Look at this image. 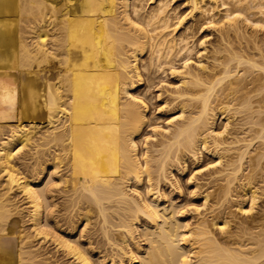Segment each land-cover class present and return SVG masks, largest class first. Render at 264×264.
<instances>
[{
    "label": "bare ground",
    "instance_id": "obj_1",
    "mask_svg": "<svg viewBox=\"0 0 264 264\" xmlns=\"http://www.w3.org/2000/svg\"><path fill=\"white\" fill-rule=\"evenodd\" d=\"M189 1L192 2L190 7L195 8L192 11L210 14V20H207L210 26L212 22L228 25L226 33L221 31L222 40L230 35V31L241 32V24H246L245 22L254 29L264 27V0H221L224 13L222 12L218 22L214 20L217 19L214 16L218 5L212 6L209 1V8L206 2L203 3L204 0ZM148 3L154 4L147 7ZM169 3L167 0H0V174L3 175V189H0V264H52L56 260L51 261L52 263L47 261L50 258L48 255L47 258L36 259L39 254H35L37 249H34L38 246H33L34 249L30 247L31 244L25 246L28 237L22 234L25 230L21 227L23 225L20 226L23 231L18 227L21 223L18 220L19 213L16 212L18 206L15 203L17 207L13 208L15 204L11 203L14 198H9L14 188L21 193L24 201L27 200L26 214L28 213L29 226H32L34 232L32 235L43 241L49 240V243L56 245L58 251L60 249L73 258L76 264H105L106 258L111 264H264V210L261 213L254 212L257 215H250L249 212L243 222L237 221L241 218L236 220L237 213L234 214L236 218H232V214L227 211L229 218L223 208L218 211L222 205L226 207L231 201L234 202L231 195V201L226 199L228 204L224 198L232 190L230 188L233 185L230 184L234 181H240L244 195L250 200L249 211L253 210V205L258 200L254 187H259L260 184L254 185L252 175L254 171H257L255 174L264 172L263 52L256 51L260 54H257L260 58L257 56L259 59L256 60L247 57L250 55L238 54L239 52L234 54L228 50L230 55H219L220 52L213 47V52L217 51L218 55L211 57L218 63H205L201 60L202 54L198 52L194 64L192 53L197 46L194 47L195 41L194 44L191 43L192 37L187 31H191L193 26L189 23L191 27L187 24L183 29L176 30L181 19L178 20L180 16L172 15L173 10L168 9ZM230 3L233 8H237L233 9ZM245 11L253 12L257 18H250L244 14ZM175 18L177 22H174ZM27 31L32 34V42L27 41L28 36L26 38L24 35ZM204 42L205 40L202 43ZM148 52V60L144 62L143 55ZM205 53L203 54L207 56V52ZM178 57L181 65L176 68L174 61ZM231 62L234 65L246 63V69L242 71L246 74L255 72V67H260L261 72L256 70L258 75L252 74V81H249L250 75H239V66L235 67ZM165 65L171 66L168 67L171 74L176 70L178 72L175 71V74L180 76L179 86L171 88L170 96L164 100L165 104L173 105V110L178 109L180 120H176L174 128L168 126L165 129L168 134L163 133L165 135L160 138L163 140L156 137L159 142L157 140L155 145L160 149L161 145L163 147L161 153L142 158L144 156H141L138 144L144 128L149 125L150 116L148 118L149 112L145 109L146 99L142 100L133 91L145 81L149 89L154 87L156 75L153 74L160 71L165 73ZM234 67L238 72L233 70ZM161 78L159 83L164 81ZM245 78L252 86H249L251 89L248 87L247 92L244 91L247 88L245 84L249 83ZM220 84L222 86L217 88ZM160 89L159 87L158 90ZM218 91L221 95L217 94ZM254 91H259L258 96L262 93L261 96L253 95ZM215 94L220 96L215 97ZM156 98H160V92ZM220 100L227 101V105ZM233 101L234 106L237 105L233 106L235 114H244V117H240L244 121L230 120L229 117L234 118L235 115L231 108L232 112L229 114L232 115L228 114L227 122L222 126H215L218 114L225 117L226 111H230L229 107H232L229 104ZM221 103L223 105L219 107ZM187 107L190 109L185 114ZM9 120H12V125L7 126L5 123ZM227 132L233 133L232 136L221 137L223 141L218 142V137ZM247 133V138L241 136ZM4 135L6 136L3 137ZM209 137L215 143L211 144L216 145L213 149H209L211 147L207 145ZM241 141L246 142L239 144ZM253 141L259 142V146H254L255 153L253 150L254 154L250 153V157L248 156L249 167L253 172L246 174L243 172L245 167L242 162L246 159L245 154L251 152L252 149L248 148L252 147L250 145ZM226 142L232 146L237 144L234 147L240 145L239 149L244 148L236 156L229 157L232 161L226 158L229 160L227 163L230 162L227 165L230 168L224 164L227 168L216 172L220 175L216 174L218 176L215 180L224 181H220L221 184L215 181L217 186L213 188L216 189L213 192H219L217 188L223 189H220L221 199L224 198L226 203L217 202L220 207L216 206L218 210L213 211L215 215L212 214L211 219L206 215L203 218L201 216L192 226L183 218L181 205L176 204L174 198H169L172 193L162 192L164 188H160L161 184L159 186L162 178L167 177L166 165L168 163L169 167L173 158H180L181 155L175 153L178 150L187 149L197 154L206 148L205 150H212V154H216L213 151L218 150L217 146ZM173 149L175 154L172 156ZM28 150L36 151V157L35 154L32 155L34 162L32 170L30 169L33 174L28 170L31 176H26L16 166V159H25ZM226 150L228 152L229 149ZM27 163L30 165L31 162ZM225 169L227 172H224ZM239 171L245 174L239 175ZM132 185L136 195H133L134 190L131 189L132 193H129L131 190L128 191L131 188L128 186ZM56 191L65 193V199L60 197L65 201L62 202L65 210L73 216L70 215L71 218L76 217L78 222L83 220L85 226L93 225L92 228L101 238L96 244L98 247H93L90 242L85 246L78 240L81 238H75L79 237L78 234L75 237L72 235L76 222H71L73 219L69 221L70 217V227L61 229L59 220L54 215L58 207L54 199ZM211 191L212 189L209 192ZM234 191L235 189L232 192ZM239 191L242 192V189L238 193ZM215 193H205L203 196L207 200L209 196H215ZM239 195L236 200L242 198ZM238 205V210L246 215L248 210ZM209 206L212 207L210 203ZM203 210L208 212V208ZM12 211L18 213V219L12 215ZM258 221L262 222L261 227L259 223L256 224ZM256 228L262 232L258 230L257 233L254 231ZM214 229L219 230L218 236ZM30 239L27 240L30 242ZM101 247H105V254L102 253L104 255L101 254L98 261L94 260L93 251ZM53 251L49 252L54 253ZM56 261L58 262V258Z\"/></svg>",
    "mask_w": 264,
    "mask_h": 264
},
{
    "label": "rangeland",
    "instance_id": "obj_2",
    "mask_svg": "<svg viewBox=\"0 0 264 264\" xmlns=\"http://www.w3.org/2000/svg\"><path fill=\"white\" fill-rule=\"evenodd\" d=\"M149 2H150V0H148ZM168 2H170L169 3V6H168V9H170V10H173V11H171V13H172V15L173 16H180L179 18H178V20L179 19H181V21H179V23L180 24H178L177 26H178V29L176 28V30H180V29H183L184 27H186L187 26V24H188V26L191 24V26H193V27H191V26H189V27H191V31L190 30H187V31H189V35H190V37H192V38H190V40H192L191 41V43H193V41H195V44H194V47H196V49L194 48V53H192V57L194 58V59H192V57H191V59H192V62L194 63L195 62V60L197 59L196 58V55L198 56V52L200 53V55H201V60L202 61H204L205 63L207 62V63H212L213 61H216V62H213V63H218L217 62V60L216 59H212L214 56L213 55H218V54H216L217 53V51H216V53L215 52H213V51H215V50H218V53H219V55L221 54V55H230V53H228L227 52V50L230 52V51H233L234 52V54H237L238 52V54H242L243 53V55H250V56H247V57H251V58H255L256 60L257 59H259L260 57L258 56V55H260L259 53H260V51L261 52H263V55H264V27H263V29L262 28H260L259 27V29H258V27L257 28H255L254 29V27L252 28V25H250L249 23H247V22H245L246 24H244V23H242L241 24V26H242V28L240 27V30H241V32H232V31H230V35L228 34V37L226 36V38L225 39H223L222 40V32L224 33H226V31L228 30V25L226 26H224V24H220V23H216V24H213V23H215V22H212L211 24V26L209 25V23L207 22V20L209 21L210 19V14L209 13H207L206 14V12H205V14H204V12L202 13L201 11H199V10H196V11H192V9H194L195 10V8H191L190 6H192V2L191 1H189V0H167ZM211 3H210V2ZM214 1V2H213ZM154 2H155V0H154ZM207 3V7H209V3L212 5V6H216V5H218L217 7H215V10H216V15L214 16V18H217V19H214L216 22H218V20H221V16L223 15V13H224V10H223V8H222V6L220 5L221 4V0H204L203 1V3ZM213 2V3H212ZM151 4V5H150ZM154 3H148V5H147V7L148 6H152ZM213 4H215V5H213ZM231 4V3H230ZM221 6V7H220ZM231 7H232V4L230 5ZM210 8V7H209ZM220 8V9H219ZM222 8V9H221ZM233 8V7H232ZM234 8L236 9L237 7L236 6H234ZM233 8V9H234ZM176 9V10H175ZM252 11H254V9L252 10ZM251 11V12H252ZM218 12V13H217ZM223 12V13H222ZM250 12L248 11V12H244V14H246V15H248L249 17L251 16H254L252 13H250ZM203 16H202V15ZM252 14V15H251ZM219 16V17H218ZM256 16H259V14L257 15L256 14ZM264 16V15H263ZM182 17H183V19H182ZM203 17V18H202ZM208 17V18H207ZM250 17V18H251ZM255 17V16H254ZM254 17H252V18H254ZM255 18H257V17H255ZM176 18L174 19V22H177L178 21ZM206 20V21H205ZM202 21H204V22H202ZM182 22V23H181ZM190 23V24H189ZM200 23V24H199ZM205 23V24H204ZM199 24V25H198ZM205 25V27H203L204 25ZM209 26H208V25ZM182 25V26H181ZM186 25V26H185ZM207 25V26H206ZM201 26L203 27V28H201ZM246 26V27H245ZM249 26V27H248ZM188 27V28H189ZM226 28H227V30H226ZM246 28V29H245ZM193 29V30H192ZM200 29V30H199ZM223 29V30H222ZM224 29H225V31H224ZM239 30V31H240ZM247 30V31H246ZM222 31V32H221ZM254 33V34H253ZM236 34H237V36H236ZM242 34H244V35H241ZM25 37L27 38V36H28V38H27V41H29V42H32L33 41V39H32V34H29L28 33V31H27V33L25 32ZM218 35H220V36H218ZM235 35V36H234ZM240 35V36H239ZM240 37V38H239ZM250 37H252V38H250ZM230 38V39H229ZM233 38H235V39H233ZM245 38V39H244ZM220 40L221 39V41H219L218 42V40ZM254 39V40H253ZM263 39V40H262ZM203 40H205V42L204 43H202L203 42ZM217 40V41H216ZM229 40V41H228ZM232 40V41H231ZM246 40V41H245ZM249 40V41H248ZM253 41H255L254 43H253ZM256 41H257V43H256ZM262 41V42H261ZM199 42H201V44L199 43ZM245 42H247V44L245 43ZM222 43V44H221ZM225 43V44H224ZM255 43H256V45H255ZM198 44H200V45H198ZM227 44V45H226ZM231 44V45H230ZM240 45V46H239ZM206 46V47H205ZM224 46H226V47H224ZM246 46V47H245ZM253 46L255 47V48H253ZM261 46V47H260ZM207 49V50H203V49H205V48ZM213 47H215V48H217V49H215V50H213ZM220 47V48H219ZM222 47V48H221ZM229 49H228V48ZM241 47V48H240ZM260 47V48H259ZM232 48V49H231ZM248 48V49H247ZM251 48V49H250ZM210 49H212V51L210 50ZM223 49H225V51H223ZM211 51L212 53H209V51ZM220 50V51H219ZM203 51H205V52H207V56L206 55H204V54H206L205 52H203ZM256 51H258V52H256ZM197 52V53H196ZM222 52V53H221ZM236 52V53H235ZM204 53V54H203ZM210 55H209V54ZM225 53V54H224ZM248 53V54H247ZM254 53H256V54H254ZM212 54V55H211ZM233 54V53H232ZM258 54V55H257ZM199 55V56H200ZM209 55V56H208ZM256 55V57H253V56H255ZM262 55V54H261ZM144 56V57H143ZM142 57L145 59L144 60V62H146L147 60H148V57L147 56H149V52L148 53H146L145 55H143ZM211 56H213V57H211ZM209 57V58H208ZM147 58V59H146ZM179 58V57H178ZM178 58H176V60L174 61V67H176V68H178V65H179V67H180V65H181V60H180V58L178 59ZM207 60V61H206ZM177 61V62H176ZM212 61V62H211ZM178 63H180V64H178ZM192 63V64H193ZM234 63H236V61L234 62ZM195 64V63H194ZM231 64H233L232 62H231ZM168 65V64H167ZM167 65H165V69H167L169 72H167V70H165L166 72L164 73L163 72V74H165L164 76H165V79H163L164 78V76L162 77V72L160 71V72H157V73H155V74H153V75H156L155 77L154 76H152V77H154L155 78V82H154V84L153 85H155V86H157V87H150V89L148 88V86H147V81H145V83L143 84V85H141V87H137V89H135V91H133L134 92V94L135 95H137L138 97H141V99L142 100H144V99H146V100H144L146 103H147V106H148V108H146L147 106L145 105L146 103H144V105H145V109H147V113H148V118H149V116H150V118H149V125H147V127H145L144 128V131H143V134H142V137H141V142H139V144H138V150L140 151V153H141V156L143 155L144 157H142V158H146V157H148V156H152V155H159V153H161L160 151L162 150V145L160 146L161 147V149L159 148V146H156L155 144L157 143V140L159 139L160 140V138H162L165 134H163V133H167V131L165 130V129H167V127L169 126V127H171L172 126V128H174L175 126L174 125H176L177 123H176V120H180V113H179V111H178V109H175L174 108V110H173V108H171V107H173V105L171 104V105H168V103H166L165 104V102H164V100L166 101V98L168 99V97L170 96V93L172 92L171 90L173 89V87H178L179 86V80H180V76H179V74H175V71L176 70H174V73H172L171 74V72H170V68H171V66L169 65V66H167ZM177 65V66H176ZM234 65V64H233ZM232 65V66H233ZM245 65L247 66V64L245 63H243L242 65H240V64H235L234 66L235 67H237V66H239V70L236 68L235 69V67H234V71L235 70H238V71H240L239 72V75H240V73H245V72H242V71H245V69H246V67H245ZM245 68H244V67ZM168 67H170V68H168ZM173 67V68H174ZM243 67V68H242ZM233 68V67H232ZM240 68L242 69V70H240ZM260 67H255L254 68V71L255 72H253V73H251V74H248L249 72H247V74L245 73V75L247 76V75H250V76H248V77H250V79H249V81H252L251 79L253 78V76H252V74H257L258 75V73H257V71L256 70H258ZM181 69V68H180ZM179 69V70H180ZM244 69V70H243ZM142 70H143V68H142ZM178 70V69H177ZM247 70H248V68H247ZM233 71V72H234ZM238 71H235V72H238ZM249 71V70H248ZM259 72H261V70L259 69L258 70ZM143 72H147V71H143ZM178 71H176V73H177ZM234 72V73H235ZM160 73V74H159ZM168 73H170L169 75H168ZM233 73V74H234ZM238 74V73H237ZM171 75V76H170ZM245 75H243V77L245 76ZM245 76V77H246ZM145 78H146V75L144 76ZM156 77L158 78V79H156ZM162 77V78H161ZM248 77H246V78H248ZM252 77V78H251ZM160 78H161V81L162 80H164V81H162L163 82V84H162V82L161 83H159L158 81L160 80ZM245 78V80L247 81L248 79H246ZM156 80H157V82H156ZM249 81H247L248 83H249V85L248 84H245V85H247L243 90L245 91V92H247L248 91V87L249 86H251L250 84H251V82H249ZM166 83V84H165ZM160 84V85H159ZM162 85V86H161ZM222 85L220 84L219 86H217V88H219V87H221ZM159 87L161 88L160 90H158L159 89ZM252 87V86H251ZM148 88V89H147ZM154 90H152V89ZM166 88V89H165ZM172 88V89H171ZM250 88V87H249ZM251 89V88H250ZM148 90V91H147ZM150 90H152V91H150ZM247 90V91H246ZM164 91V92H163ZM166 91V92H165ZM150 92V93H149ZM159 92H160V98H156L157 97V94H159ZM161 92H163V93H161ZM170 92V93H169ZM257 92H259V91H257ZM257 92L256 91H254L253 92V95H256V97H259V96H261V94L262 93H260V95L258 96V94H257ZM263 92H264V90H263ZM156 93V94H155ZM252 93V92H251ZM153 94V95H152ZM167 94V95H166ZM217 94H220L221 95V92H219L218 91V93ZM217 94H215L214 96L215 97H218V96H220V95H218L217 96ZM148 97H151V99L150 98H148ZM213 97V96H212ZM153 98V99H152ZM224 99V98H223ZM227 99V98H226ZM220 101H224L225 103H224V105H227V101H228V99H227V101H225V100H220ZM216 103H219L218 101H215ZM214 102V103H215ZM235 101H233V102H230V106H232V107H229V109H230V111H226V113H225V117H222L221 115H219L218 114V118H217V120H215L216 122H215V126H222V124H224L225 122H227V118H228V116L229 115H232V114H229V113H231L232 111L234 112L233 113V115L235 114V108L233 109V106L235 105V103H234ZM232 103V104H231ZM220 105H221V107H222V105H223V103H221V104H219V107H220ZM228 105V106H229ZM237 106V105H236ZM236 106H234V107H236ZM231 108H232V111H231ZM187 109H190V107L188 108H186V113L185 114H188V110ZM228 109V110H229ZM180 114V115H179ZM229 114V115H228ZM238 114H241V115H238ZM235 116H236V118H235ZM153 117V118H152ZM239 117V118H238ZM240 117L242 118V117H244V114H242V113H236L235 115H234V118H232V116H230L229 117V119L231 118L232 119V121L235 119L236 121H241L242 119H240ZM151 118H152V120H151ZM175 118V119H174ZM230 119V120H231ZM154 120V121H153ZM169 120V121H168ZM171 120V121H170ZM174 122H173V121ZM226 120V121H225ZM244 120H242V122H243ZM171 122V123H170ZM12 123V120H9L7 123H5L7 126H9V125H12L11 124ZM170 123V124H169ZM176 123V124H175ZM219 124V125H218ZM221 124V125H220ZM4 125V124H3ZM153 125V126H152ZM231 127V126H230ZM245 127H247V125L245 126ZM153 129H154V131H153ZM222 129V127L220 128V130ZM231 130V129H230ZM6 131H7V129H6ZM6 131H4L5 133H6V135H7V132ZM160 131V132H159ZM232 132H233V130H231ZM155 132V133H154ZM148 133V134H147ZM228 133V134H227ZM227 133H223V134H221L218 138L220 139H216L218 142L219 141H223V138H228L229 136H232V134L233 133H230L229 134V132H227ZM168 134V133H167ZM166 134V135H167ZM227 134V135H226ZM6 135H4L3 137H5ZM154 135V136H153ZM163 135V136H162ZM158 136V137H157ZM225 136V137H224ZM226 136H228V137H226ZM241 136H245V137H243V138H247L246 136H248V133L246 134V135H243V134H241ZM158 139H157V138ZM221 137H223V138H221ZM145 138V139H144ZM147 138V139H146ZM164 139H165V137H164ZM159 140H158V142H159ZM161 140H163V139H161ZM160 140V141H161ZM213 140H215V138H213ZM144 141L146 142V143H144ZM216 141V142H217ZM211 142H212V138L211 137H209L208 138V142H207V145L209 144V146L211 147V148H209V146H208V148L209 149H213V148H215L216 147V145L215 146H213L212 144H211ZM217 142V143H218ZM241 142H243V143H241ZM239 144H244L246 141H241ZM213 143V142H212ZM216 143V144H217ZM259 142H256V141H253V144H251L250 146H252V147H250V148H248L249 150L250 149H252V150H250L251 152H249V153H247V154H245V156H244V158H246V159H243V166L245 167H242V169L244 168V170L245 171H243V172H245L246 174H249V172L251 173V172H253V170H251V168L249 167V162H248V160H249V157H250V153L252 154L253 152L255 153V151L256 150H254L253 148H255V147H258L259 145H257ZM211 144V145H210ZM213 144H215V143H213ZM226 146H225V145ZM238 144V145H239ZM222 144H220L219 146L221 147H219V146H217V148H218V150L219 149H221L220 151H218L217 149L215 150V151H213V153H216V154H212V150H205V149H201V150H203V151H201L200 150V152H197V154H195V153H193L192 151H190V150H187V149H182V150H178V153H177V151L175 152L177 155H181L180 156V158L179 159H176V157H175V159L173 158V161H171L172 159H169V161H171V162H173V163H171V162H169V167H168V163H167V165H166V173H167V177L166 178H162V180H161V182L159 183V186H160V184H161V186H160V188L161 189H163L162 190V192L163 191H165V192H168V193H172V195H169V198H174V201L176 202V204H180L181 205V209H183V214H182V216H183V218L184 219H186V221H188L192 226H194V224H195V221H198L199 220V218L201 219V216H202V218H203V216H205L206 215V217L207 218H209V219H211V215L213 214V215H215V213H213V211H217L218 210V206L220 207V203H226L225 201H227V200H230V198H231V196H233L231 199L232 200H234V202H235V204H234V202L233 201H231L230 203H232V205L229 203L228 204V202L229 201H227V204H228V206L230 205V206H232V207H228L227 205H226V207L227 208H229V209H232V212H231V210L229 211V209H227L226 207H224L225 205H222L221 206V208H219V210L218 211H221L220 209H222L225 213L228 211L229 212V214H232L231 215V217L233 218L234 217V214H236L237 213V218H236V216L234 217V218H236V220L237 219H239V218H241L240 220H237V221H241V222H243V219L245 220V219H247L246 217L250 214V215H252V214H258V213H261L262 212V210H264V186H263V184H264V178H262V177H264V175L262 176V174L261 173H263L264 174V172H259L258 174H255L257 171H254L253 172V175H255V176H253L252 175V181H253V183H254V185L255 186H258L259 184V187H254V189L255 190H257V193H258V200L256 201L257 203H254L255 205H253L254 206V208H253V210H251V211H249V209L250 208H248V206H250V200L249 199H247V197L244 195V190H243V187H240V181L238 182V181H234L232 184H230L231 186L233 185V187H231L230 189H232V190H229L230 192H227V195H225V201H224V198L223 199H221L222 198V196H221V192H220V189L221 188H217V190H219V192L218 191H216V193L215 192H213V191H215V190H213V188H215L216 186H217V183H218V181H219V183L221 184L222 182H220V181H224V180H218V181H216L217 179V176L218 175H220L219 173H216L218 170H222L223 168H225L227 165H228V163H230V162H228L227 163V160L229 159V157H231V156H233V155H237L239 152H240V150L241 151H244V148L242 149H239L238 147L240 146H238V147H234V146H237V144H234L233 146H232V144L230 145V143L229 142H226V143H223V145L221 146ZM228 145H230V146H232V147H228ZM257 145V146H256ZM255 146V147H254ZM229 149L228 150V152H227V150L226 149ZM231 148H235L234 150H231ZM148 151H147V150ZM158 151H157V150ZM223 149V150H222ZM153 150V151H152ZM155 150V151H154ZM224 150H226V152H224ZM235 150H237V152L235 153L234 151ZM254 150V151H253ZM33 151V152H32ZM142 151H144V152H142ZM157 151V152H156ZM172 151H175L174 149L173 150H171V152ZM180 151V152H179ZM184 151H185V153H184ZM188 151V152H187ZM253 151V152H252ZM33 154H32V153ZM31 152H30V150H28V152H26V154H25V159H23L22 158V161H21V159L19 160L18 158L16 159V166L20 169V171L21 172H24L23 174H27L26 176H31V174L28 172V170H30L31 169V167L33 166V162H34V156L36 157V154H35V152L36 151H34V150H31ZM152 152V153H151ZM170 152V153H171ZM219 152V153H218ZM30 153V154H29ZM143 153V154H142ZM145 153V154H144ZM173 153L174 152H172V156H173ZM174 153V154H175ZM223 153L225 154V153H227V154H225V155H223ZM232 153H234V154H232ZM253 153V154H254ZM29 154V155H28ZM35 154V155H34ZM149 154V155H148ZM186 154V155H185ZM199 154V155H198ZM32 155H34V156H32ZM145 155H147L146 157H145ZM195 155V156H194ZM219 155V156H218ZM220 155H222V156H220ZM227 155V156H226ZM27 156H28V158H27ZM30 156V157H29ZM31 156H32V158H31ZM150 156V157H151ZM234 156V157H235ZM249 156V157H248ZM219 157V158H218ZM222 157V158H221ZM234 157H232V159H234ZM226 158H228V159H226ZM26 159H27V161H26ZM29 159V160H28ZM226 159V160H225ZM31 160V161H30ZM186 162H185V161ZM196 160V161H195ZM222 161V162H218V161ZM229 160H231V159H229ZM228 160V161H229ZM232 161V160H231ZM19 162V164H17ZM22 164H21V163ZM27 162H31L30 163V165L27 163ZM224 162V163H223ZM187 163V164H186ZM248 163V164H247ZM226 166H225V165ZM22 165H24V166H22ZM28 165V166H27ZM177 165V166H176ZM223 165H224V167H223ZM246 165H247V167H246ZM176 166V167H175ZM21 167V168H20ZM28 167V168H27ZM169 169H168V168ZM184 167V168H183ZM228 168H230V165L229 166H227ZM226 167V168H227ZM26 168V169H25ZM248 168V169H247ZM23 169V170H22ZM150 169H152L151 167H150ZM178 169V170H177ZM180 169V170H179ZM250 169V170H249ZM25 170H26V172H25ZM32 170V169H31ZM31 170H30V172H31ZM171 170V171H170ZM173 171V172H172ZM213 171H215V173L213 172ZM261 171V170H260ZM264 171V170H263ZM28 172V173H27ZM171 172V173H170ZM224 172H227V170L225 169V171ZM223 172V173H224ZM242 171H241V173L242 174H245V173H243ZM32 174H33V172H31ZM240 173V171H239V175L241 174ZM169 174V175H168ZM211 174H212V176H211ZM216 174H218V175H216ZM259 174H261L260 176H259ZM216 175V176H215ZM171 176V177H170ZM259 176V178H257ZM1 177H2V179H1ZM213 177V178H212ZM257 178V179H255V178ZM261 177V178H260ZM191 178V179H190ZM210 178H211V180H210ZM243 178V177H242ZM216 179V180H215ZM239 180V179H238ZM261 180V181H260ZM2 181H3V175H2V173L0 174V189L2 190L3 188L1 187L2 185H3V183H2ZM213 181V182H212ZM217 183H216V182ZM247 180H244V182H246ZM256 182V184H255V182ZM263 181V182H262ZM237 182V183H236ZM1 183H2V185H1ZM166 183V184H165ZM171 183V184H170ZM196 183H197V185H196ZM224 183V182H223ZM235 183V184H234ZM239 183V184H238ZM263 183V184H262ZM177 184V185H176ZM224 184H226V181H225V183ZM237 184V186H235ZM163 185V186H162ZM165 185V186H164ZM171 185V186H170ZM179 185V186H178ZM196 185V186H195ZM212 185V186H211ZM253 185V184H252ZM134 185H132V186H128V188H130V189H128V191L129 190H134V192H133V195L135 194L136 195V190L135 189H133V188H135V187H133ZM174 186V187H173ZM195 186V187H194ZM200 186V187H199ZM61 187V186H60ZM170 187V188H169ZM179 189H178V188ZM200 188V189H199ZM259 188V189H258ZM16 188H14V190H13V192H11L10 193V196H9V198L10 199H12V198H14L13 199V203H11L12 205L13 204H17V206H16V204L15 205H13V208H16L17 210H19V211H17L16 210V212H18L19 213V216H20V218H19V216L16 214V212L15 211H12V212H14L15 213V215H14V213L12 214L14 217H18L17 219L19 220V221H21V223L19 224V228L21 229V231H23L24 230V228H25V232L23 231V233L22 234H25L28 238L27 239H30V242L26 239V243H24L25 244V246H29V244H31L30 245V247L32 248V249H34V247H35V245H37L36 247L37 248H35L34 250H36V251H34L35 252V254H39V257H37L36 259H43V258H47L48 256H50V258L48 257L46 260L47 261H53L54 262V260L56 259L57 260V258H58V262L55 260V264H59V263H61V264H76V262L75 261H73L72 259L73 258H71V257H69L68 255H65V253L62 251V250H60L59 249V251H58V248L56 247V245H53V243H49L48 241L49 240H44L43 241V239L42 240H40L41 238H39L38 236L36 237L35 235L33 236L32 235V233H34L33 232V230L31 229V227L32 226H29V225H31L30 224V222H29V216H28V213L26 214V212H27V210L26 209H28V203H26L27 202V200H25L24 201V197L22 196V195H20L19 194V192L17 191V190H15ZM212 189V191L211 192H209L210 190ZM235 189V191L234 192H232L233 190ZM239 189H242V192H240L239 191V193H238V190ZM132 190H131V192H129V193H132ZM169 190V191H168ZM200 190V191H199ZM208 190V192H206ZM223 189H221V191H222ZM261 190V191H260ZM60 191V190H59ZM59 191H56V192H54L55 194H57V196H55V200H56V203L58 204V207H56V212H54V215H55V217H56V219H58L57 221L59 222L58 223V225L60 226V227H62L61 229H66V228H68V227H70L69 226V223H71V222H76V228L73 230V232H72V235L75 237L77 234L79 235V237H75L76 239H78V238H81V239H78L81 243H83L85 246H87L88 244L87 243H92V246L94 247H98L97 245H98V242L100 241V239L101 238H99L100 236H99V234H98V232H96L95 231V229L94 228H92L93 227V225L90 227L89 225L88 226H85L86 224H85V222L83 221V220H81V221H77V219H76V217H74V218H71V217H73L71 214H70V212L68 211V210H65V208L63 207V203L65 202V201H63V199H65L64 197H65V193L63 192V191H61L60 193H59ZM181 191V192H180ZM189 191H191V192H189ZM259 191V192H258ZM1 192V191H0ZM209 193L210 195H211V193L213 194V193H215V196H209L208 198H207V200H209V201H211V202H207V200H205V197L203 196V194H205V193ZM217 192H218V194H217ZM260 192H261V194H260ZM63 193V194H62ZM228 193H229V196H228ZM263 193V194H262ZM13 196H12V195ZM59 194V195H58ZM235 194V195H234ZM240 194V195H239ZM242 194V195H241ZM192 195V196H191ZM195 195V196H194ZM216 195H217V197H216ZM231 195V196H230ZM238 195L239 196H242V198L241 197H239V198H241V199H237L236 200V198L238 197ZM262 195H263V197H262ZM17 196V197H16ZM63 197V199L61 198V197ZM219 196H221V197H219ZM229 198H227V197ZM237 196V197H236ZM261 196V197H260ZM204 197V198H203ZM216 197V198H215ZM219 197V198H218ZM18 198V199H17ZM219 199V200H216V199ZM245 198V199H244ZM58 199H59V201H58ZM62 201H61V200ZM211 199V200H210ZM227 199V200H226ZM205 200V205L203 204V201ZM221 200H223V201H221ZM241 200V201H240ZM244 200V201H243ZM22 201V202H21ZM216 201V202H215ZM220 201V203H217V202H219ZM240 201V202H239ZM21 202V203H20ZM63 202V203H62ZM215 203V204H218V205H215V204H213V203ZM250 202V203H249ZM263 202V203H262ZM62 205H61V204ZM209 203H210V205L212 206V207H210L209 206ZM212 203V204H211ZM244 203V204H243ZM24 204V205H23ZM27 204V205H26ZM60 204V205H59ZM178 204V205H179ZM238 204H240V205H242L244 208H245V210H248V212H247V214L246 215H242L243 213H241L239 210H238ZM179 205V206H180ZM185 205V206H184ZM187 205V206H186ZM213 205H215V206H213ZM235 207H234V206ZM245 205V206H244ZM16 206V207H15ZM25 206H27V208H25ZM60 206V207H59ZM204 206V207H203ZM211 208H209V207ZM217 206V207H216ZM19 207H21V209L19 208ZM213 207H216V209H213ZM23 208V209H22ZM193 208H195V209H193ZM197 208V209H196ZM208 208V212H209V209L211 210L210 212H211V214H210V212L208 213L207 212V210H203V209H207ZM224 208H225V210H224ZM247 208V209H246ZM262 208V209H261ZM25 209V210H24ZM60 209H61V211H60ZM199 209V210H198ZM14 210V209H13ZM186 210V211H185ZM194 210V211H193ZM196 210H198V211H196ZM236 210V211H235ZM258 210V211H257ZM65 211H66V213H65ZM261 211V212H260ZM23 212H24V215H25V217H24V215H23ZM62 214H61V213ZM227 212V213H228ZM250 212V213H249ZM254 212H258V213H254ZM203 214V213H206V214H203V215H200V214ZM226 213V216H228L229 218H230V216H229V214H227ZM249 213V214H248ZM252 213V214H251ZM22 216H21V215ZM65 214H66V216H68V214H69V216L68 217H66L65 216ZM199 214V215H198ZM210 214V215H209ZM26 215H27V217H26ZM70 215H71V217H70ZM209 215V216H208ZM239 215V216H238ZM241 215V216H240ZM63 216H65V217H63ZM192 218H191V217ZM197 216V217H196ZM243 216H244V218H243ZM69 217H70V219H69ZM22 218V219H21ZM23 218L26 220H23ZM64 218V219H63ZM189 218H191V219H189ZM68 219H69V221L70 220H72L73 219V221H71V222H69L68 221ZM63 220V221H62ZM67 220V221H66ZM75 220V221H74ZM22 221H24V222H22ZM27 222V223H26ZM67 222V223H66ZM192 222V223H191ZM241 222L239 223V224H241ZM259 223V224H258ZM261 223L262 222H260V221H258V222H256V224H258L260 227L262 226L261 225ZM25 224V225H24ZM68 224V225H67ZM21 225H23V226H21ZM26 225H27V227H26ZM66 225V226H65ZM233 226H235L234 224H232ZM23 228V230H22V228ZM259 226H257V228H259ZM84 227H86V228H84ZM27 228V229H26ZM88 228V229H87ZM254 229V231L256 230V232L258 233V230L259 229ZM92 229V230H91ZM260 229H263V227L262 228H260ZM29 230H31V231H29ZM88 230V231H87ZM83 231V232H82ZM90 231V232H89ZM219 230L218 229H214V232H215V234L218 236L219 235V233L220 232H218ZM260 232H262L261 230H259ZM30 232V233H29ZM78 232V233H77ZM82 232V233H81ZM88 232L90 233V236H89V234H88ZM216 232H218V233H216ZM255 232V233H256ZM259 232V233H260ZM85 233V234H84ZM95 233H97V234H95ZM82 234H83V236H82ZM25 235H23V236H25ZM77 235V236H78ZM96 235V236H95ZM25 236V237H26ZM33 238H32V237ZM91 236H93L94 237V240H93V238L91 237ZM247 236V235H246ZM251 236V235H250ZM250 236H247V237H250ZM36 237V238H35ZM92 239H91V238ZM96 237V238H95ZM87 238V239H86ZM37 239V240H36ZM85 239V240H84ZM96 239H98L97 241H96ZM38 242H36V241ZM42 241V242H40V241ZM91 240V241H90ZM29 243H28V242ZM47 241V242H46ZM51 241V240H50ZM31 242H33V244L31 243ZM43 244V246L40 244ZM96 242V243H95ZM40 244V245H39ZM45 244H47V245H45ZM51 244V245H50ZM55 244V243H54ZM94 244V245H93ZM97 244V245H96ZM27 246V247H28ZM34 246V247H33ZM44 246H45V248H44ZM54 246H55V248H54ZM47 248V249H46ZM39 249V250H38ZM45 249V250H44ZM55 249H56V251H55ZM102 249V250H101ZM47 250V251H46ZM54 250V251H53ZM99 250V251H98ZM103 250H105L106 251V249H105V247L104 248H99V249H97V250H94L93 251V258H94V260H99V257L101 256V254L102 253H104L103 252ZM49 251H53L54 253H51V252H49ZM96 252V253H95ZM40 253H42V255L40 254ZM48 253H51V254H48ZM58 253V254H57ZM52 254H53V256H52ZM63 256H62V255ZM98 254V255H97ZM105 254V253H104ZM104 254H102V255H104ZM48 255V256H47ZM194 255V254H193ZM42 256V257H41ZM57 256V257H56ZM60 256V257H59ZM66 256V257H65ZM41 257V258H40ZM55 257V258H54ZM68 257V258H67ZM51 258H53L52 260H51ZM64 260V261H63ZM106 263L105 264H111V263H109V259L108 258H106ZM74 262V263H73ZM52 263V262H51ZM54 263H52V264H54ZM34 264V263H33ZM35 264H37V263H35ZM114 264H116V263H114ZM124 264V263H123Z\"/></svg>",
    "mask_w": 264,
    "mask_h": 264
}]
</instances>
